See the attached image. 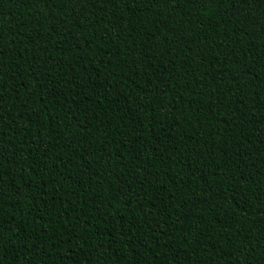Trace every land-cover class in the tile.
I'll list each match as a JSON object with an SVG mask.
<instances>
[{
	"label": "trees",
	"instance_id": "16d2710c",
	"mask_svg": "<svg viewBox=\"0 0 264 264\" xmlns=\"http://www.w3.org/2000/svg\"><path fill=\"white\" fill-rule=\"evenodd\" d=\"M0 264H264V0H0Z\"/></svg>",
	"mask_w": 264,
	"mask_h": 264
}]
</instances>
